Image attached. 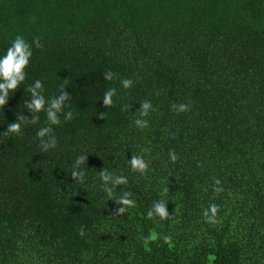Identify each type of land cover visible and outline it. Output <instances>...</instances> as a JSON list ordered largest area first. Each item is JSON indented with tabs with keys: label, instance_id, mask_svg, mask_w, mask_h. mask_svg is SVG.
Wrapping results in <instances>:
<instances>
[{
	"label": "trees",
	"instance_id": "16d2710c",
	"mask_svg": "<svg viewBox=\"0 0 264 264\" xmlns=\"http://www.w3.org/2000/svg\"><path fill=\"white\" fill-rule=\"evenodd\" d=\"M17 34L33 56L0 109V264H264V0H0V55ZM37 79L73 113L42 138Z\"/></svg>",
	"mask_w": 264,
	"mask_h": 264
},
{
	"label": "clouds",
	"instance_id": "9594fccd",
	"mask_svg": "<svg viewBox=\"0 0 264 264\" xmlns=\"http://www.w3.org/2000/svg\"><path fill=\"white\" fill-rule=\"evenodd\" d=\"M33 43L36 47H41L39 37L35 38ZM33 56L32 45L20 34L15 36V39L11 41L10 46L6 49L4 54L0 55V109H4L6 105L9 104L10 96L14 94L17 89L25 82L27 78L26 68L29 66L31 62V58ZM104 76L106 80H112L114 77V73L111 71L104 72ZM133 81L129 78H124L121 80V85L123 88L127 89L132 86ZM64 85H61L60 93L51 98H46L43 94V82L39 79L35 80L26 91L30 93V99L25 100V107L31 113H40L44 111L46 114V119L48 121V125L40 128L37 131L38 137H44L46 134L53 131L51 125H59L61 123L60 116L58 113H64V119L70 120L73 117V113L71 111L65 112V104L64 101L69 98V94L63 91ZM116 93L115 88L108 89L103 95V101L105 105H111L113 103V96ZM174 110L184 112L190 109V105L188 104H179L172 106ZM153 108L150 101H143V107L140 110L141 116H147L149 114V110ZM39 119L38 115H34L32 117V123H36ZM24 122L23 117H18L14 122H10L7 125V128L2 133H17L21 130L22 123ZM136 125L139 127H146L148 124L147 120L137 119L135 121ZM52 148L56 147V141L53 139L52 144L50 145ZM170 159L172 161L177 160V155L175 152H170ZM86 157H78L77 162L84 161ZM130 165L133 170H138L140 172H144V170L148 167L145 160L140 157L133 155L130 159ZM85 174V173H84ZM84 174L81 175V179ZM77 173L73 171V176H76ZM101 179L103 181L109 180V174L106 172L101 173ZM126 182V177L119 176L115 183L112 186H116L117 184ZM216 183H219L217 180ZM105 191L107 192L109 198H113V190L112 187L107 185L104 186ZM167 191V189H165ZM120 204L131 206L133 201L127 198V194L123 197L115 198ZM165 201L155 202L153 210L148 212V216L152 217L153 215H157L160 218H167L169 213L166 210ZM121 213L125 211L124 207L119 209ZM211 212L215 214L216 208L215 206L211 207ZM207 211L205 215H207ZM80 235H84V231L81 228Z\"/></svg>",
	"mask_w": 264,
	"mask_h": 264
}]
</instances>
